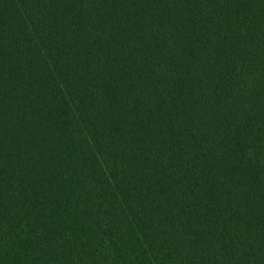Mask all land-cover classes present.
Listing matches in <instances>:
<instances>
[{
	"label": "trees",
	"instance_id": "16d2710c",
	"mask_svg": "<svg viewBox=\"0 0 264 264\" xmlns=\"http://www.w3.org/2000/svg\"><path fill=\"white\" fill-rule=\"evenodd\" d=\"M0 264H264V0H0Z\"/></svg>",
	"mask_w": 264,
	"mask_h": 264
}]
</instances>
